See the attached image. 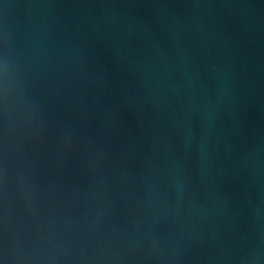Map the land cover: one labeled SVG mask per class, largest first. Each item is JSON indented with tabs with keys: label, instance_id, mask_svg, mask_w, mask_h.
<instances>
[{
	"label": "water",
	"instance_id": "water-1",
	"mask_svg": "<svg viewBox=\"0 0 264 264\" xmlns=\"http://www.w3.org/2000/svg\"><path fill=\"white\" fill-rule=\"evenodd\" d=\"M0 264H264V0H0Z\"/></svg>",
	"mask_w": 264,
	"mask_h": 264
}]
</instances>
